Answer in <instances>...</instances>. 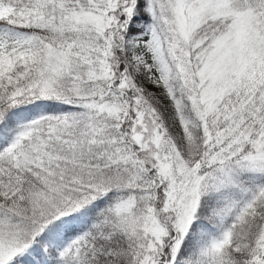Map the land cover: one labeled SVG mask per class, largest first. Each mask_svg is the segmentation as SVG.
Listing matches in <instances>:
<instances>
[{
	"label": "snow or ice",
	"instance_id": "snow-or-ice-1",
	"mask_svg": "<svg viewBox=\"0 0 264 264\" xmlns=\"http://www.w3.org/2000/svg\"><path fill=\"white\" fill-rule=\"evenodd\" d=\"M0 264H264V0H0Z\"/></svg>",
	"mask_w": 264,
	"mask_h": 264
}]
</instances>
